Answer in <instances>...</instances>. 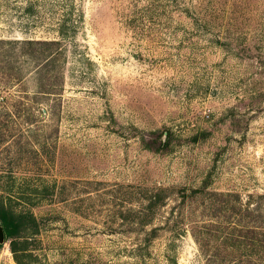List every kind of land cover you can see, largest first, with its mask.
<instances>
[{"label":"rangeland","instance_id":"rangeland-1","mask_svg":"<svg viewBox=\"0 0 264 264\" xmlns=\"http://www.w3.org/2000/svg\"><path fill=\"white\" fill-rule=\"evenodd\" d=\"M6 120L28 264H264V0H0Z\"/></svg>","mask_w":264,"mask_h":264},{"label":"trees","instance_id":"trees-1","mask_svg":"<svg viewBox=\"0 0 264 264\" xmlns=\"http://www.w3.org/2000/svg\"><path fill=\"white\" fill-rule=\"evenodd\" d=\"M45 45H50L55 42H42ZM9 112L6 115L9 116ZM3 115V114H2ZM2 126H8L9 121L0 122ZM24 197L26 202H30V199ZM28 197V196H26ZM161 198L159 194L152 195L149 198V206L142 208L141 210L129 209L126 215H123L122 220L126 221L125 225L134 224L140 225L141 229L146 233L147 238L144 241V247H148L152 240L158 235L160 228H152L149 232H146L145 227L151 216L153 207L158 203ZM0 228L3 229L5 241L10 242V248L14 256L15 261L18 264H28L35 258L31 247H34L36 236L39 234L40 227L36 219V216L29 211H17L11 208V206L5 201H0ZM133 229V228H132ZM3 247V243H0V250ZM213 263L221 264L217 259ZM235 264V263H231ZM241 264H245V261Z\"/></svg>","mask_w":264,"mask_h":264},{"label":"water","instance_id":"water-1","mask_svg":"<svg viewBox=\"0 0 264 264\" xmlns=\"http://www.w3.org/2000/svg\"><path fill=\"white\" fill-rule=\"evenodd\" d=\"M5 240L4 232L3 229L0 228V243H3Z\"/></svg>","mask_w":264,"mask_h":264}]
</instances>
